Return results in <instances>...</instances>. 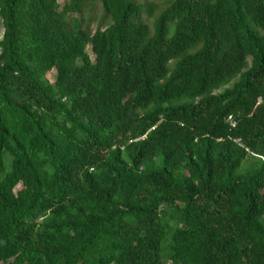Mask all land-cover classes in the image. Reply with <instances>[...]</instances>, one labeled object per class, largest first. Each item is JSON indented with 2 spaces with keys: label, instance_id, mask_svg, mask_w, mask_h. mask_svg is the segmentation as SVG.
<instances>
[{
  "label": "trees",
  "instance_id": "16d2710c",
  "mask_svg": "<svg viewBox=\"0 0 264 264\" xmlns=\"http://www.w3.org/2000/svg\"><path fill=\"white\" fill-rule=\"evenodd\" d=\"M0 264H264V0H0Z\"/></svg>",
  "mask_w": 264,
  "mask_h": 264
},
{
  "label": "built area",
  "instance_id": "2783aa9c",
  "mask_svg": "<svg viewBox=\"0 0 264 264\" xmlns=\"http://www.w3.org/2000/svg\"><path fill=\"white\" fill-rule=\"evenodd\" d=\"M228 119H229V121H230V123H231L232 126L235 125L234 121H232L231 116H229Z\"/></svg>",
  "mask_w": 264,
  "mask_h": 264
}]
</instances>
